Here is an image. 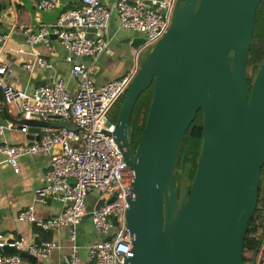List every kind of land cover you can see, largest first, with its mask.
Returning a JSON list of instances; mask_svg holds the SVG:
<instances>
[{"label":"water","instance_id":"obj_1","mask_svg":"<svg viewBox=\"0 0 264 264\" xmlns=\"http://www.w3.org/2000/svg\"><path fill=\"white\" fill-rule=\"evenodd\" d=\"M262 1L177 0L168 30L140 59L113 132L132 176L125 213L132 246L122 264H244L264 168V58L251 85L249 75ZM4 7L0 4V11ZM126 34L119 45H129L133 53L146 40L132 31ZM12 77L7 74L4 81L10 83ZM151 86L144 131L134 149L133 111ZM0 99L8 120L38 133L34 140L45 127L77 130L59 117H15L1 85ZM200 111L203 142L188 189L184 179L180 185L176 181V166ZM103 203L101 199L95 208ZM113 224L118 227L117 216ZM13 251L0 247V254ZM22 255L36 261L29 252Z\"/></svg>","mask_w":264,"mask_h":264},{"label":"built area","instance_id":"obj_2","mask_svg":"<svg viewBox=\"0 0 264 264\" xmlns=\"http://www.w3.org/2000/svg\"><path fill=\"white\" fill-rule=\"evenodd\" d=\"M40 10H50L58 0H37ZM177 0H80L79 6L62 12L57 21L44 25L28 35L32 47L38 44L50 46L54 36L66 49L65 59L71 64L70 76L78 80L74 93L69 90L68 81L58 78L50 84L40 85L32 93L4 81L7 74H13V67L0 60V85L5 100L18 117L26 119L70 120L77 130L66 127H45L40 139L26 144H13L7 138L8 131L29 132L28 125H19L7 120L0 122V152L19 173V158L39 152L50 155V168L45 176V185L36 189L37 199L46 202L53 195L65 202L59 214L45 220L38 219L34 206L22 211L19 219L36 222L45 230L69 226L76 241V227L92 212L93 229L102 238L88 246V260L80 259V247L74 244L69 259L61 264H122L132 246L131 231L127 226L125 213L127 198L131 193L132 176L120 150L115 135V121L112 109L126 94L135 76L139 61L168 30ZM116 19L120 28L145 36L146 40L135 50L134 66L123 76L97 85L92 77L87 59H94L103 53L113 54L109 30ZM9 39L2 31L0 19V42ZM23 67L27 70L51 68L45 57L34 54ZM144 118V117H143ZM95 196V206L89 208V198ZM114 197L112 201L110 199ZM261 198L264 200V168L261 180ZM103 205L96 209L98 202ZM119 225L114 227L113 217ZM112 235L111 240L105 237ZM14 248L11 253L0 254V264H42L52 250L59 247L53 241L39 244L27 243L25 238L0 232V247ZM27 246L28 252L36 257L32 262L21 253ZM264 262V237L256 255V264Z\"/></svg>","mask_w":264,"mask_h":264},{"label":"crops","instance_id":"obj_3","mask_svg":"<svg viewBox=\"0 0 264 264\" xmlns=\"http://www.w3.org/2000/svg\"><path fill=\"white\" fill-rule=\"evenodd\" d=\"M112 1L107 0L108 3ZM0 4L5 6L0 11V18L5 17V20L1 19L2 31L9 34V39L0 42V60L13 67L12 83L32 93L40 85L64 78L68 81L69 90L74 93L78 87V80L70 76L71 64L65 59V47L54 36L51 38L50 46L38 44L32 47L28 42V35L44 25L54 24L62 12L79 6L80 0H58L56 7L45 11L40 10L37 0H0ZM127 32L129 31L120 28L114 19L108 35L114 53H103L97 58L86 60L97 85L123 76L134 66L135 52L133 53L127 44L119 45ZM33 53L47 58L53 66L34 71L25 69L23 64L33 58ZM7 106L9 112L18 117L15 109L8 104ZM7 120L0 99V122ZM37 134L24 133L18 129L8 131L6 138L13 144H26L35 141L33 136ZM19 163L21 170L16 173L6 160V156L0 152V232L23 237L27 243L53 241L59 244V247L52 250L50 256L42 260V264H61L69 259L76 243L80 247V259L88 260L89 244L102 238V235L93 229L91 217L77 225L76 241L72 238V228L69 226L45 230L36 222L19 219L20 213L29 206H34L38 219L45 220L59 214L65 205L64 201L53 195L47 196L46 202L37 199L36 189L45 185V176L50 168L48 153L24 155L19 158ZM95 199V196L89 198L90 209L95 206ZM24 252H28L27 246L21 250V253Z\"/></svg>","mask_w":264,"mask_h":264},{"label":"trees","instance_id":"obj_4","mask_svg":"<svg viewBox=\"0 0 264 264\" xmlns=\"http://www.w3.org/2000/svg\"><path fill=\"white\" fill-rule=\"evenodd\" d=\"M258 12H259V16H261L260 15L261 12H264V0L259 5ZM263 58H264V31L254 32V39L249 57V68L252 74L257 72ZM153 92H154V88L153 86H151L138 99L137 104H139V106L136 107L137 106L136 104L134 108L131 119V133H130L131 144L134 149L137 148L140 137L144 131L150 103L153 97ZM121 104L122 102L120 103L118 109H120ZM142 107L146 110L145 116L143 118V122H141L139 116ZM112 117L114 120H116L117 115H113ZM202 131H203V115L202 112L200 111L198 117L191 124L190 128L186 132V135L184 137L179 152L178 162L176 166V181L180 185L181 181L184 179L186 181L188 189H190L191 187V183L194 178L198 164V156L200 153L201 144L203 142ZM138 134L140 135L138 136ZM263 237H264V200L263 198L260 197L256 212L249 223V230L246 236L245 247H244V264H251L254 256H256L259 252ZM260 264H263V262H261Z\"/></svg>","mask_w":264,"mask_h":264},{"label":"rangeland","instance_id":"obj_5","mask_svg":"<svg viewBox=\"0 0 264 264\" xmlns=\"http://www.w3.org/2000/svg\"><path fill=\"white\" fill-rule=\"evenodd\" d=\"M260 15L261 16H259V12H258V15H257V20H256V25H255V32H262V31H264V12H261L260 13ZM147 52H145L144 53V55L146 54ZM125 96V95H124ZM124 96L122 97V98H124ZM120 99V101L113 107V109H112V112H111V114H113V115H118L117 113H118V107H119V105H120V103L122 102V100L123 99ZM140 101V100H139ZM141 104V103H140ZM139 106V104H137V106L136 107H138ZM145 109L142 107V109L140 110V120H141V122H143V117L145 116ZM112 115V116H113ZM112 119H113V117H112ZM114 120V119H113ZM115 121V120H114ZM133 121V120H132ZM140 134H138V136H139Z\"/></svg>","mask_w":264,"mask_h":264},{"label":"flooded vegetation","instance_id":"obj_6","mask_svg":"<svg viewBox=\"0 0 264 264\" xmlns=\"http://www.w3.org/2000/svg\"><path fill=\"white\" fill-rule=\"evenodd\" d=\"M257 71H258V70H257ZM256 73H257V72H256ZM256 73L252 74V73H251V70H250V68H249L250 85L252 84V79H253V77L255 76Z\"/></svg>","mask_w":264,"mask_h":264}]
</instances>
